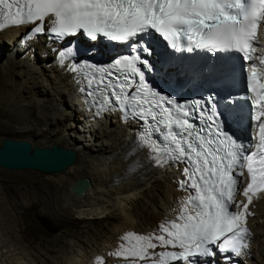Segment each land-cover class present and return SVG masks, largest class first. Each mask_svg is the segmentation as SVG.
I'll use <instances>...</instances> for the list:
<instances>
[{"label": "snow or ice", "instance_id": "obj_1", "mask_svg": "<svg viewBox=\"0 0 264 264\" xmlns=\"http://www.w3.org/2000/svg\"><path fill=\"white\" fill-rule=\"evenodd\" d=\"M46 19L48 31L59 39L82 31L92 40L100 35L128 42L154 30L173 49L192 51L194 45L212 52H236L245 62L251 61L247 87L255 98H248L257 110L254 118L259 138L254 136L255 142L247 148L224 133L220 125L202 135L206 130H197L183 106L160 96L145 82L144 72L136 67L138 55L119 58L107 68L87 66L100 75L88 78L86 74L79 89L85 93V102L100 110H120L125 118L151 120L149 127L157 126L156 131L162 126V144L152 141L150 132L139 137L140 146L156 154L150 155L156 165L163 166L169 160L189 165L183 169L185 179L179 187L192 192L181 201L178 215L160 224L158 234L126 233L121 237L126 244L109 255L151 259L153 264H195L190 257L215 256L211 245L220 253L239 256L248 247L246 237L251 235L247 227V217L253 215L249 205L257 193L264 192V32H260L264 0H0V31L35 24L31 31L41 33ZM72 55L71 48L61 51V65ZM109 68L118 73L127 71L121 79ZM70 70L79 69L72 65ZM238 192L247 202L236 199ZM158 247L180 251L149 253V249ZM97 259L103 264L102 257Z\"/></svg>", "mask_w": 264, "mask_h": 264}, {"label": "bare ground", "instance_id": "obj_2", "mask_svg": "<svg viewBox=\"0 0 264 264\" xmlns=\"http://www.w3.org/2000/svg\"><path fill=\"white\" fill-rule=\"evenodd\" d=\"M46 25L48 26L47 21ZM29 28L30 26H14L0 31V85H21L26 90L34 88L30 90L33 94L31 98L26 104L23 103L31 114L33 122L30 121L33 125H38L41 121H46L47 125H64L68 132L65 131L63 136L72 143V148L79 155L72 168L65 170L67 172L62 176L61 196L64 205L76 213L79 219L92 218L93 215L98 218L109 215L116 217L119 225H116L115 232L118 231L119 239L110 242L102 250L93 249L86 254L77 249L76 242L63 245L55 242L59 249L36 254L35 258L40 259L38 263L27 260L33 264H50L51 261L52 264H98L97 258L101 257L103 264H131L133 260L137 264L151 260L134 257L125 259L110 256L109 253L118 250L122 243L126 244L121 240L126 233L158 234L160 224L178 215L181 201L189 196L179 187V182L184 180L182 167L168 163L158 166L150 159V155L154 153L147 147H141L138 141L139 123L122 121L117 110H106L97 115L86 109L79 90L83 82L79 70L71 71L70 66L74 64L68 60L61 65V45L47 43L44 34L26 38L25 33ZM27 111L20 118L26 116ZM137 164L145 165L135 172L131 171ZM81 178H88L91 186L84 196L79 197L71 187ZM237 200L247 202L246 197L240 193ZM140 210L145 211L149 217L145 223H142V218L146 216ZM249 211L253 215L247 217V225L252 230L247 239L248 247L232 259L209 258V264H263L264 192L253 197ZM1 220L11 232L13 226L10 216L2 213ZM22 238L26 239V233L21 229L16 237L18 245ZM153 243L158 242L154 240ZM66 247L72 249L74 254L63 261L46 257L64 251ZM165 250L175 249L158 247L148 251L153 253ZM22 255L18 258L19 261L26 256Z\"/></svg>", "mask_w": 264, "mask_h": 264}, {"label": "rangeland", "instance_id": "obj_3", "mask_svg": "<svg viewBox=\"0 0 264 264\" xmlns=\"http://www.w3.org/2000/svg\"><path fill=\"white\" fill-rule=\"evenodd\" d=\"M30 90L34 88L26 90L21 85H0V146L5 138H13L25 139L42 147L57 144L73 149L72 143L63 136L66 130L62 123L47 125L46 121H41L38 125L32 124L33 119L25 105L33 95ZM25 111L26 116L20 118ZM66 172L49 174L36 169L0 167V216L2 213L10 216L13 226L9 232L8 225L5 227L0 221V264L28 263L29 260L38 263L40 259L35 258L36 254L58 250L59 245L68 242H76L77 249L86 254L89 250H102L119 239L118 231L115 232L116 225H119L116 217L98 218L93 215L92 218L79 219L76 213L65 207L61 182ZM140 212L146 216H142V223H145L149 217L145 211ZM21 229L26 233V239L22 238L19 246L16 237ZM19 252L27 257L19 261L18 258L23 256ZM71 254H74L73 250L66 247V250L46 257L61 262Z\"/></svg>", "mask_w": 264, "mask_h": 264}, {"label": "water", "instance_id": "obj_4", "mask_svg": "<svg viewBox=\"0 0 264 264\" xmlns=\"http://www.w3.org/2000/svg\"><path fill=\"white\" fill-rule=\"evenodd\" d=\"M77 158L73 149L57 144L42 147L25 139L5 138L0 146V167L9 170L36 169L49 174L59 173L74 165ZM90 186L88 178H81L72 184L71 189L82 197Z\"/></svg>", "mask_w": 264, "mask_h": 264}]
</instances>
